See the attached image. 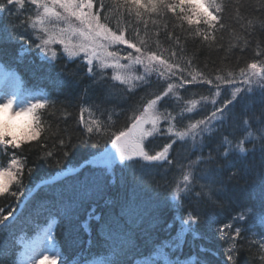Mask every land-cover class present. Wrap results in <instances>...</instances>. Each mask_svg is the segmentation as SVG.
<instances>
[{
	"label": "snow or ice",
	"instance_id": "1",
	"mask_svg": "<svg viewBox=\"0 0 264 264\" xmlns=\"http://www.w3.org/2000/svg\"><path fill=\"white\" fill-rule=\"evenodd\" d=\"M113 3L118 7H112L108 0H0V46L18 43L25 51L38 48L49 61L46 69L49 77L55 67L52 62L57 60V52L51 47L53 44L61 45L63 55L70 60L83 54L82 60L86 63L89 76H97L94 61L98 62L99 81L94 80V85L99 90L100 103L94 107L101 116L109 111L108 105L113 106V111L116 108L125 111L123 105L135 95V89L152 86L149 78L153 74L157 76L156 83L161 79L166 82V87L155 94L150 93L152 98L143 105L139 115H136V107L129 105L127 110L132 115L128 117L130 124L125 121L127 126L111 122V117L104 122L94 117L91 108H81L79 123L84 128L82 138L74 144L69 134L58 139V143L61 148L67 149L64 157H68L73 150L79 151V146L91 145V149L97 151L88 149L90 158L83 161L80 169L90 167L93 171L82 176L76 174L71 182L50 191L40 209L46 210L49 215L62 214L71 219L70 214L82 200L93 196L96 199L105 197L110 184L116 183L112 175L116 166L127 168L128 162L134 160L167 165L169 169L177 168L180 177L178 180L175 176L173 178L170 202L183 210L184 216L177 217L181 227L172 240L156 245L149 256L136 260L135 264H195V256L181 260L179 256L173 259L171 253L182 250L186 234L191 233L194 239L198 236L195 226H206L212 230L215 224L219 225L216 231L229 242L224 264H236V241L250 230L246 225L251 217L246 212L232 215L239 205L229 191L228 181L239 171L236 164L241 156L246 158L249 153L254 155L259 152L261 156L256 187L260 208L264 209V49L257 45L251 60L239 67L238 73L229 71L226 76L216 75L213 79L203 72H188L189 79L185 71L192 61L181 65L184 48L174 31L165 33L166 40L172 42L168 49H161L158 39L150 42L145 37L149 32L148 19L171 14L181 27L186 23L189 30L201 38L202 45L214 44L218 49L223 48V33L235 32L239 28L246 38V47L247 37L253 35L249 26L254 23L248 16L256 9L245 7L243 0H233L235 8L231 14L228 5L217 0H113ZM259 3V23L264 27V0H259ZM25 11L29 13L27 16H24ZM108 12H119L121 17H125L124 23L118 20L115 28L111 27ZM128 18L134 19L130 23ZM151 23L156 26L157 20L152 19ZM155 35L159 37V31ZM2 55L4 49L0 47ZM108 68L113 72L106 78L103 70ZM140 68L143 72H139ZM41 69L44 65H40L37 71ZM173 78L179 83L168 82ZM75 82L72 72L53 80L56 86ZM192 84L209 85L208 91L215 97L210 110L195 113L199 119L186 114L194 113L198 105L206 109L208 97L201 95L199 100L184 101L177 94L178 89ZM222 86L231 87V94L228 95L225 90L221 98ZM117 89L120 90L118 97L114 95ZM52 103L47 97H37L22 87L14 74H7L0 80V156H8L7 164L0 166V197L10 196L17 201L22 196L27 198L24 146L35 142L46 147L44 140L51 125L42 120V116ZM85 112L88 119H85ZM185 120L189 122L185 124ZM161 123H167L163 133ZM18 125L22 126L18 128ZM253 127L258 135L248 140L253 136L249 130ZM241 128L246 134L244 138L237 135ZM161 134L168 137V142L156 150L152 138ZM101 140L104 144L102 150ZM177 141L188 152L183 160H176L170 155ZM246 143H251L252 147L246 148ZM46 155L51 157L53 154L49 151ZM56 163L59 164V161ZM31 171L28 168V172ZM73 171L79 172L69 168L57 173V176H67ZM225 171L230 173L227 180L223 175ZM108 175H112L110 184L105 182ZM13 186L15 190H12ZM152 203L151 199L138 200L135 194L122 197L119 201L107 199L105 204L112 208L104 218L93 216L96 211L93 207L89 220L99 222L103 219L99 232L108 251L101 257H93L87 264H127L128 257L138 249L137 240L146 237L147 242L151 239L146 233L143 237L138 235L137 229L154 211ZM117 207L118 213L113 210ZM17 211L18 207L13 208L11 204L0 207V227L8 228L19 219ZM225 212L227 216L221 219ZM225 219L227 222H224ZM171 227L169 224L168 228ZM85 231L91 234L87 222ZM253 243H258L264 250V233H261L260 240ZM200 250L205 251L203 247ZM261 261H264V255ZM58 262L66 264L59 254L54 230L50 229L29 246L25 264Z\"/></svg>",
	"mask_w": 264,
	"mask_h": 264
},
{
	"label": "trees",
	"instance_id": "2",
	"mask_svg": "<svg viewBox=\"0 0 264 264\" xmlns=\"http://www.w3.org/2000/svg\"><path fill=\"white\" fill-rule=\"evenodd\" d=\"M218 3H224L228 5L229 14L234 11L235 4L233 0H217ZM245 7L249 9H256V12L248 16V19L253 20V25L249 26V30L253 33L252 36L247 37L248 44L245 47V37L239 28L235 32L225 31L223 33L222 44L223 48H217L216 45H207L201 43V38L196 36L193 31L189 30V26L185 23L183 27L180 26L178 21L171 18V14L166 17H152L148 19L149 32L145 38L149 39L150 42H155L157 39L160 42L161 49H168L170 47L171 41H167L165 33L169 31H174L177 36L181 39V45L184 48V53L181 56L180 63L182 66L186 65V62L191 60L192 64L190 67H186L185 75L188 72L196 74V72H203L209 78H215L216 75L226 76L227 72L233 71L238 73L239 67L245 66L246 62L250 61L257 50V45L259 48L264 49V27L259 23L261 17L259 15V0H243ZM108 3L112 7H118L117 4L113 3V0H108ZM28 5L26 4V8ZM29 13L24 12V16ZM110 19V26L115 28L117 21L119 20L121 24L124 23L125 17H121L119 12H108L106 13ZM134 18H128L131 23ZM147 19V18H146ZM152 19L157 20V25L153 26L151 23ZM103 22V21H102ZM226 17V23H227ZM143 29V24L140 25ZM231 27V25H229ZM29 31H32L29 29ZM159 31L160 36L157 37L155 33ZM144 35V33H141ZM219 35V34H218ZM0 47L4 49V55L0 56V60H7L10 63H15L16 69L20 74H23L25 81L30 78V74H37L38 76L47 77V84L45 85L48 89L49 100L54 103L50 104L47 111L42 116L47 124L51 125L50 132L47 138L44 140L46 147H41L35 142L30 145L24 146L23 155L26 159L25 175H24V186L26 191L25 197H20L17 201L15 198L10 196L0 197V207L11 204L13 208L18 207L17 219L8 228L0 227V264H14L13 254L15 250V245L13 238L20 232L21 234H33L36 232L39 225L45 220L49 215L46 210L40 209L41 203L45 200L47 194L57 188L72 181V178L60 182L53 181L52 183L45 184L43 186L37 187L34 191L33 187L35 183L39 180L44 179L52 175L57 170L65 168L66 166H76L83 162L89 157L88 149H91V145L79 146V151L73 150L70 152L68 157H64L63 153L67 149L61 148L58 139L66 138L67 135H71L73 138V143L76 144L79 139L82 138L84 134L83 125L79 123L80 110L81 108H91L94 117L101 119L104 122L109 121L111 117V122L117 123L119 126H127L131 121L128 117L132 115L131 111H128L129 105H134L137 109L136 115L143 110V105L146 104L149 98H152L151 94L157 93L162 88L166 87V82L160 80L156 83L157 77L149 78V83L152 85L148 87L147 85L135 89V95L132 96L128 104L123 105L125 111H121L116 108L114 111L112 105H108L109 111L101 116L99 111H96L94 105L100 103L99 90L96 89L94 85V80L99 81V73L97 72L96 77L89 76L86 67L80 61L77 60H67L63 56H59L58 60L53 61L55 67L51 69L50 77L46 71L49 62L45 60L38 59V48H32L27 51L22 56L19 55V50L22 49L18 43L4 44ZM123 47V46H119ZM243 48V51L241 49ZM24 50V49H22ZM130 51V49L128 50ZM167 56L168 53L166 52ZM239 58V59H238ZM175 62V61H174ZM40 65H44V69L37 71ZM74 73L75 83H68L56 86L53 84V80L57 76H63L65 73ZM105 77H110L111 74L107 70L104 72ZM187 78H191L187 76ZM46 80V79H45ZM168 82L178 84L179 81L175 78L169 80ZM209 85H186L184 88L177 90V94L183 98L184 101L190 99L199 100L200 96L208 97L205 102L207 107L202 109L201 105L197 106V109L192 114H186L193 116L194 119H199L200 117L196 115V112L201 110H210L212 107L211 101L215 98L211 92L208 91ZM227 90L228 95L231 94L232 88L228 86H222L221 88V98L224 96V92ZM119 89L114 90V95L119 96ZM215 91L214 89L212 90ZM259 91V89H257ZM143 98V99H141ZM258 99V97H257ZM175 101V97H173ZM258 107V105H257ZM85 119H88V113L85 112ZM175 115V113H174ZM189 121L185 120L184 123ZM180 127L179 125L177 126ZM65 129L67 132H65ZM254 130L253 138L258 135L255 128L249 129ZM164 131H162L163 133ZM240 138H243L245 133H243L242 128L237 133ZM153 139V147L159 150L164 143L168 142V137L164 134L157 135ZM180 141L173 146L171 156L176 160H183L188 152L180 147ZM104 144L101 140L100 149H103ZM246 148H251V143L245 144ZM52 152V156L48 157L47 152ZM92 152H96V149H91ZM207 151V150H205ZM7 155L0 156V164L5 165L7 163ZM59 161V164L56 163ZM261 156L259 152L254 155L249 153L246 158L241 156V159L237 162L236 168L239 171L236 172L235 177L228 181V187L231 194H233V199L239 205L236 211L232 212L235 215L237 212H246L251 217L249 220L248 227L250 230L244 234L243 238H237L236 250L234 252L236 264H264L261 261V256L264 255V250L260 249L258 243H253V241L260 240L257 236V224L256 220L261 218L264 219V209L260 208L258 199V189L256 187L258 183V172L260 168ZM28 168H31V173L28 172ZM92 170L80 171L79 175H84ZM112 175L116 178V183L114 185L110 184ZM112 175L106 176L105 182L109 183L110 186L103 199H96L94 196L82 200L79 205L70 214L71 219L62 215L58 223V228L56 231V236L58 239V245L63 251L66 249L70 252L73 249V245L77 242L80 243V247L85 244V240L89 238L90 235L97 236L102 239L105 244L103 236L99 232L101 221H96L91 219V231L90 235L85 231L84 226L81 221L89 218V213L92 212L93 207L96 211L93 216L99 215L102 218L106 217L107 212L111 205L105 204V200L111 199L113 201H119L122 197H130L135 194L138 200L147 201L151 199L153 201L151 207L154 209L151 215L145 220V222L137 229V233L140 236L147 234V237L151 239L139 238L137 240L138 249L135 250L128 258L131 260L136 255H141L145 251L153 248L155 243L162 241L164 238L175 237L178 230L180 229V221L177 217H183V210L178 209L170 202V190L172 187L173 178L179 179V173L177 168L169 169L167 165L159 166L157 164H149L148 162H143L141 160H134L133 162H128L127 168H121L116 166L113 169ZM224 178L227 180L230 173L225 171L223 173ZM123 178V183H122ZM15 190V186L13 189ZM114 211L119 212V208H114ZM227 216L225 212L221 219ZM224 222H227L226 219ZM171 224V229L168 225ZM219 227L218 224L213 225L212 230H209L206 226H195V231L198 236L194 239L191 233L184 236V245L181 250L182 253L190 254L192 252L197 253L198 258L204 259L209 264H224L227 261V249L229 247V242L225 241L220 234L216 231ZM205 251H201V248ZM231 264V262H228Z\"/></svg>",
	"mask_w": 264,
	"mask_h": 264
},
{
	"label": "rangeland",
	"instance_id": "3",
	"mask_svg": "<svg viewBox=\"0 0 264 264\" xmlns=\"http://www.w3.org/2000/svg\"><path fill=\"white\" fill-rule=\"evenodd\" d=\"M75 23V22H74ZM61 46V45H60ZM52 47V45H51ZM62 47V46H61ZM139 72H143V69L142 70H139ZM7 74H10L8 72H4V71H1L0 70V80H3V78L5 77V75ZM239 86H242V85H236L235 87H239ZM34 95V94H33ZM37 97H39L38 95H35ZM33 242H28V243H25V247H24V252H23V259H22V264H25V260L27 259V255H28V248L29 246L32 244Z\"/></svg>",
	"mask_w": 264,
	"mask_h": 264
},
{
	"label": "clouds",
	"instance_id": "4",
	"mask_svg": "<svg viewBox=\"0 0 264 264\" xmlns=\"http://www.w3.org/2000/svg\"><path fill=\"white\" fill-rule=\"evenodd\" d=\"M20 126H22V125H18L17 127L19 128Z\"/></svg>",
	"mask_w": 264,
	"mask_h": 264
},
{
	"label": "bare ground",
	"instance_id": "5",
	"mask_svg": "<svg viewBox=\"0 0 264 264\" xmlns=\"http://www.w3.org/2000/svg\"><path fill=\"white\" fill-rule=\"evenodd\" d=\"M163 80V79H162ZM118 208V207H117ZM104 246H106V244H103Z\"/></svg>",
	"mask_w": 264,
	"mask_h": 264
}]
</instances>
